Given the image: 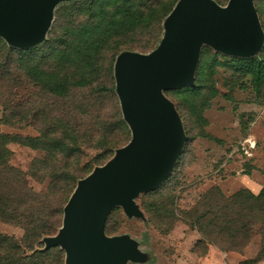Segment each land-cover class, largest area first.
Here are the masks:
<instances>
[{"label":"trees","instance_id":"1","mask_svg":"<svg viewBox=\"0 0 264 264\" xmlns=\"http://www.w3.org/2000/svg\"><path fill=\"white\" fill-rule=\"evenodd\" d=\"M178 2L71 0L54 10L57 24L52 22L45 38L35 45L17 47L0 36V103L4 106L0 125L37 131V135L0 131V222L24 230L20 239L0 231V264H65V250L58 245L46 247V238L61 229L65 206L79 181L132 139L118 95L115 63L126 51H154ZM254 3L260 16L262 0ZM58 27L61 31L56 33ZM225 63L235 73L249 75L256 93H262L264 42L253 55L232 56ZM214 66L202 56L194 84L176 89L181 105L166 95L170 90L164 91L181 116L186 139L170 174L143 195L142 204L149 221L164 234L177 221L196 230L200 238L194 249L201 256L209 252L210 245L224 252H243L258 236L256 255L240 261L258 264L264 260V186L258 193L244 187L226 194L214 185L199 193L190 206L180 209L178 204L179 164L190 140L180 109L186 107L207 122L203 110L208 100L202 89L214 77ZM18 97L23 99L18 101ZM11 143L45 154L24 170L11 163ZM84 146L96 153L80 167ZM30 179L40 183L48 179L49 184L38 191ZM111 212L106 233L111 230Z\"/></svg>","mask_w":264,"mask_h":264},{"label":"water","instance_id":"2","mask_svg":"<svg viewBox=\"0 0 264 264\" xmlns=\"http://www.w3.org/2000/svg\"><path fill=\"white\" fill-rule=\"evenodd\" d=\"M59 0H0V36L17 47L42 41ZM264 31L254 0H179L165 21L161 44L150 53L126 51L115 63L123 114L131 141L81 179L65 206L59 232L46 247L61 246L65 264H127L144 255L128 235L110 236L106 221L115 206L143 216L135 197L156 188L172 171L186 135L165 90L194 84L207 44L231 56L259 51Z\"/></svg>","mask_w":264,"mask_h":264},{"label":"rangeland","instance_id":"3","mask_svg":"<svg viewBox=\"0 0 264 264\" xmlns=\"http://www.w3.org/2000/svg\"><path fill=\"white\" fill-rule=\"evenodd\" d=\"M69 1L71 0H59L55 9ZM216 1L226 5L229 0ZM262 3L264 6V0ZM259 19L264 31V12ZM58 23L62 24V19ZM60 31L58 27L56 33ZM202 56L215 65V75L209 80V88L204 86L202 89L208 100V106L203 110V117L207 122L197 118L186 107L180 109L190 138L185 144L179 164L181 184L176 194L180 196V209L193 204L199 193L214 185L221 187L226 194H232L244 187L257 193L264 186V89L257 94L249 75L235 73L226 66L225 62L231 55L205 44L198 65ZM176 89L179 88L170 89V93L166 95L179 106L181 94L176 93ZM20 99L23 98L18 97L17 100ZM3 108L0 103V117ZM0 131L37 135L33 127L19 129L0 125ZM119 138L122 139L121 134ZM9 147L13 151L11 163L24 170L29 169L34 158L43 157L45 154L42 150H34L17 143H11ZM95 153L84 146L80 167H84ZM30 182L38 191L45 190L49 184L48 179L42 183L34 179H30ZM146 192L135 197L144 213L142 217L130 216L120 206L113 209L110 215L111 230L107 233L128 235L144 255L141 260L129 259L127 264H240L241 260L252 258L258 252L260 238L254 236L243 252H224L217 246L210 245L209 252L201 256L194 249L200 235L185 222L177 221L169 234L155 228L146 216L142 204V197ZM0 231L18 239L24 235L22 228L5 222H0ZM258 264H264V260Z\"/></svg>","mask_w":264,"mask_h":264},{"label":"crops","instance_id":"4","mask_svg":"<svg viewBox=\"0 0 264 264\" xmlns=\"http://www.w3.org/2000/svg\"><path fill=\"white\" fill-rule=\"evenodd\" d=\"M262 189V187L260 188V190ZM253 191V190H252ZM259 191H257V193H258ZM256 193V192H255Z\"/></svg>","mask_w":264,"mask_h":264}]
</instances>
